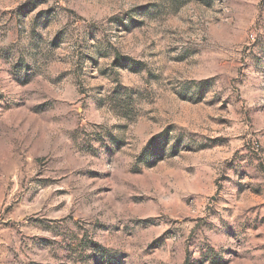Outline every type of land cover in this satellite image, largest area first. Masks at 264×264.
<instances>
[{
    "label": "rangeland",
    "instance_id": "obj_1",
    "mask_svg": "<svg viewBox=\"0 0 264 264\" xmlns=\"http://www.w3.org/2000/svg\"><path fill=\"white\" fill-rule=\"evenodd\" d=\"M0 264H264V0H0Z\"/></svg>",
    "mask_w": 264,
    "mask_h": 264
}]
</instances>
